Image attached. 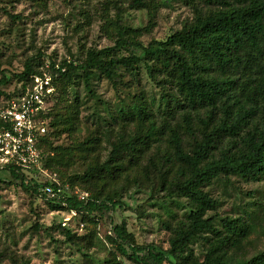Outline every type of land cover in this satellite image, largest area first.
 I'll return each instance as SVG.
<instances>
[{
    "label": "trees",
    "instance_id": "1",
    "mask_svg": "<svg viewBox=\"0 0 264 264\" xmlns=\"http://www.w3.org/2000/svg\"><path fill=\"white\" fill-rule=\"evenodd\" d=\"M206 2L210 7L205 12H197L163 41L152 40L144 46L130 37L129 28L122 27L113 46L87 50L81 60L69 56L56 63L40 54L28 58L22 72L15 76L17 82H23L21 88L11 94L0 93L6 99L5 107L32 85L34 76L42 75L38 67L44 63L54 87L51 101L60 83L79 77L95 97L93 78L115 83L119 70L143 67L159 90L158 101L141 94L118 110V118L133 126V134L127 140L116 138L108 155L89 164L76 178L90 183L92 189L86 197L66 195L59 185L38 182L36 171L26 174L15 166L3 169L23 191L44 200L53 211L73 212L83 227L93 225L96 214L118 207L122 193L132 185L146 183L153 192L163 193L165 200L175 196L183 199L186 213L172 230L166 252L137 244L125 222L112 226L107 241L131 264H264V249L248 259L241 256L249 233L245 220L220 219L219 229L217 219L207 216L218 204L204 191L223 178L264 180V0ZM131 3L137 8L146 6L142 0ZM129 49L140 50L142 57L120 54ZM36 59H41L37 65ZM7 82L2 75L0 83ZM75 103L65 106L62 114L56 110L42 117L48 121H44L46 137L42 140L48 150L56 151L50 137L57 129L59 136L78 130V106L69 114ZM93 144V140L81 142L70 151L88 153ZM70 147L44 157L42 167L62 163V158L71 154L66 152ZM122 163L126 165L124 170ZM46 186L53 189V198L42 191ZM56 228L66 240L87 239L92 246L95 232L83 237L61 224ZM201 235L209 238L199 259L190 246ZM85 261L89 263V259ZM109 264L118 263L111 260Z\"/></svg>",
    "mask_w": 264,
    "mask_h": 264
},
{
    "label": "rangeland",
    "instance_id": "2",
    "mask_svg": "<svg viewBox=\"0 0 264 264\" xmlns=\"http://www.w3.org/2000/svg\"><path fill=\"white\" fill-rule=\"evenodd\" d=\"M131 1L0 0V78L4 75L8 81L6 85L0 83V93L11 94L21 88L23 82H17L15 76L22 72L28 58L40 54L46 61L50 57L56 63L69 56L81 60L87 50L113 46L122 27L129 28L130 37L146 46L152 40H165L190 22L197 12H205L210 7L206 0H142L144 8L135 7ZM127 52L142 57L138 49L120 54ZM40 61L36 59L34 64ZM38 71L47 72L46 63ZM115 81L93 78L91 88L95 97H92L77 77L70 83H60L59 91L50 101L44 116L56 110L62 114L65 106L78 102L69 110L71 114L78 106V130L59 136L57 129L50 137L56 151L43 145L45 157L55 156L71 146L66 149L71 154L64 156L62 163L53 162L46 168L55 180L51 182L59 185L66 195L86 197L92 189L90 183L76 178L83 175L89 164L103 160L116 138L127 140L132 136L133 126L118 118V110L130 104L133 96L141 94L158 101L159 90L142 66L129 72L119 70ZM5 102L0 95V109ZM88 140L94 142L88 153L70 151ZM125 168L122 163V170ZM37 180L50 182L45 176ZM144 184L132 185L122 193L118 207L96 214L95 223L83 227L81 223L78 225L80 218L53 211L44 200L23 191L7 171H0V264H109L111 260L131 264L118 256L107 241L112 235V226L122 222L137 244L152 245L166 252L172 230L186 213V204L176 196L165 200L163 193L153 192ZM204 191L217 201V209L207 214L217 219V228L221 229L218 221L224 218H240L249 226L241 256L248 259L261 252L264 249V180L223 178ZM36 224L40 225L38 229ZM58 224L71 228L77 236L87 237L89 232H95L92 246L87 239L66 240L57 230ZM208 238L201 235L191 242L190 248L199 259L205 254Z\"/></svg>",
    "mask_w": 264,
    "mask_h": 264
},
{
    "label": "built area",
    "instance_id": "3",
    "mask_svg": "<svg viewBox=\"0 0 264 264\" xmlns=\"http://www.w3.org/2000/svg\"><path fill=\"white\" fill-rule=\"evenodd\" d=\"M53 93L51 76L42 73L33 77L32 85L21 96L0 109V170L15 166L26 174L36 171L50 179V183L55 182L42 167L45 157L42 140L46 137L42 117L49 109ZM42 191L47 198L55 196L50 186Z\"/></svg>",
    "mask_w": 264,
    "mask_h": 264
}]
</instances>
